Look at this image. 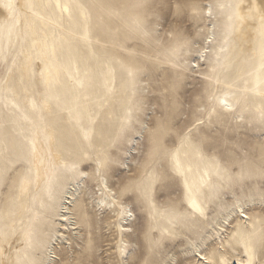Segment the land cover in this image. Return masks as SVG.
<instances>
[{
	"label": "snow or ice",
	"instance_id": "snow-or-ice-1",
	"mask_svg": "<svg viewBox=\"0 0 264 264\" xmlns=\"http://www.w3.org/2000/svg\"><path fill=\"white\" fill-rule=\"evenodd\" d=\"M51 6L0 0V264H264V0Z\"/></svg>",
	"mask_w": 264,
	"mask_h": 264
},
{
	"label": "rangeland",
	"instance_id": "rangeland-1",
	"mask_svg": "<svg viewBox=\"0 0 264 264\" xmlns=\"http://www.w3.org/2000/svg\"><path fill=\"white\" fill-rule=\"evenodd\" d=\"M62 3L64 2V0H61ZM6 42V40H5ZM197 60H192L191 62L193 64H196ZM37 72V68L35 69ZM242 88L243 85H240V88L237 87H233L231 89L227 88L224 85H221L220 87V91L217 93L218 96L220 95H224L227 98H230V102L232 104L233 110L232 111H223L222 107L220 108L219 105H217L218 108V113H219V120H222L224 122L225 125H227L228 123H244L247 124V119H244L243 121H241V116L243 115V117L247 118L249 116V110H251L252 112H255L258 108L261 107V100L259 97L256 96H251V94H249V97L247 99H245L244 94L242 92ZM230 91V93L228 94V92ZM193 96H195V92L192 93ZM216 103V101H215ZM195 106L192 108L191 111L185 113L184 115L187 117V119L192 120V112H194ZM205 120L208 119L207 113H205L204 117ZM214 119L216 118L215 116L213 117ZM195 121L193 120V123ZM243 134V133H242ZM129 163H135L134 159H130ZM57 205H58V212H60L62 210L61 207V201L58 200L57 201ZM75 208V205L72 203L71 207H70V213L72 216V219H74L73 217V209ZM64 210V209H63ZM256 211H258V209H255ZM55 227L58 229L59 235L62 237H65V239L62 240H56L55 241V245L57 248H63L65 246L68 245H75L76 242L79 241L80 238V233L77 230V225L74 224L73 227L71 229H64L63 228V224L60 222V220H58V215L56 216L55 219ZM71 227V225H70ZM223 227V226H221ZM113 231H116L115 229ZM106 235L109 236V238L111 237V233H106ZM116 239H120V235L119 232L117 231L116 234ZM108 241L106 240L105 243H107ZM170 244H173L175 246V250L177 252H180L183 255V249H184V242L180 241V238H178L176 241H171ZM189 256H191V253L189 252ZM191 260L194 264L195 261V257L191 256ZM185 264H188V261L186 259Z\"/></svg>",
	"mask_w": 264,
	"mask_h": 264
},
{
	"label": "bare ground",
	"instance_id": "bare-ground-1",
	"mask_svg": "<svg viewBox=\"0 0 264 264\" xmlns=\"http://www.w3.org/2000/svg\"><path fill=\"white\" fill-rule=\"evenodd\" d=\"M56 0H36L37 4H51V7H47V8H39L38 11L41 12L42 15L46 16V17H52V18H58L59 16V9H56L54 7ZM60 2L62 3V1L60 0ZM66 0H64L63 3H65ZM62 3V4H63ZM66 19V16H65ZM37 52H39V48L37 49ZM43 59H47V57H43ZM197 63V61H196ZM35 64H36V68H37V74H39L40 70L42 68H44V63H42L41 59L38 58L35 60ZM230 93V91L228 92V94ZM225 101L227 103V105H229V107H222L223 111H232L233 107L231 104V100L230 98L225 97L224 95H220L219 96V100L216 101V104L220 106V101ZM221 108V106H220ZM74 193L78 194V189L76 187V185L73 183L71 186V190L67 191V195L66 197L61 201V207L62 210L59 212L60 214L58 215V220H60V222L63 224V228L64 229H71L74 228L73 227V223H71L72 220V216L70 213V207L72 205V201H73V197H74ZM64 209V210H63ZM67 216L69 219L65 220L64 217ZM71 225V227H70ZM130 225L127 223V221H122L121 224L119 225V227H129Z\"/></svg>",
	"mask_w": 264,
	"mask_h": 264
}]
</instances>
